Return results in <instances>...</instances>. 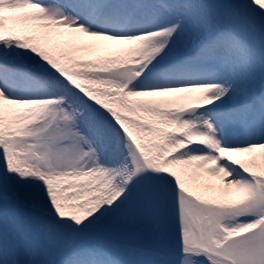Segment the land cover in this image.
Returning a JSON list of instances; mask_svg holds the SVG:
<instances>
[{"label":"snow or ice","instance_id":"6c2138e0","mask_svg":"<svg viewBox=\"0 0 264 264\" xmlns=\"http://www.w3.org/2000/svg\"><path fill=\"white\" fill-rule=\"evenodd\" d=\"M0 264H264V0H0Z\"/></svg>","mask_w":264,"mask_h":264}]
</instances>
